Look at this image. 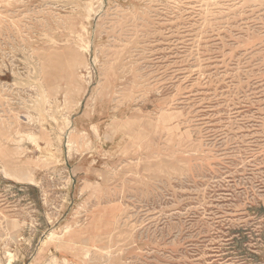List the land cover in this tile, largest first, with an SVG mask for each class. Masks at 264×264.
Instances as JSON below:
<instances>
[{"label":"rangeland","instance_id":"obj_1","mask_svg":"<svg viewBox=\"0 0 264 264\" xmlns=\"http://www.w3.org/2000/svg\"><path fill=\"white\" fill-rule=\"evenodd\" d=\"M0 264H264V0H0Z\"/></svg>","mask_w":264,"mask_h":264},{"label":"bare ground","instance_id":"obj_2","mask_svg":"<svg viewBox=\"0 0 264 264\" xmlns=\"http://www.w3.org/2000/svg\"><path fill=\"white\" fill-rule=\"evenodd\" d=\"M31 136V135H30Z\"/></svg>","mask_w":264,"mask_h":264}]
</instances>
